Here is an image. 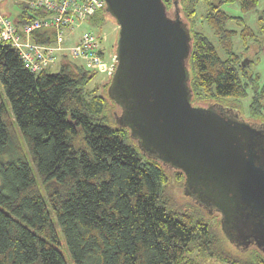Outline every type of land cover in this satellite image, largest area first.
I'll return each instance as SVG.
<instances>
[{
  "label": "trees",
  "instance_id": "obj_1",
  "mask_svg": "<svg viewBox=\"0 0 264 264\" xmlns=\"http://www.w3.org/2000/svg\"><path fill=\"white\" fill-rule=\"evenodd\" d=\"M225 3L248 12L259 0H178L192 37L191 102L227 104L264 123V82L234 50L238 32L228 23L242 16ZM106 16L104 6L87 19ZM31 17L23 12L19 21ZM53 33L34 38L50 42ZM241 36L247 50L251 28L244 24ZM114 65L97 92L87 88L97 69L65 53L57 72H31L14 48L0 46V264H68L62 244L72 264H264L258 247L233 252L202 217L171 208L167 166L145 154L118 118L111 124L109 100L121 111L107 91Z\"/></svg>",
  "mask_w": 264,
  "mask_h": 264
},
{
  "label": "water",
  "instance_id": "obj_2",
  "mask_svg": "<svg viewBox=\"0 0 264 264\" xmlns=\"http://www.w3.org/2000/svg\"><path fill=\"white\" fill-rule=\"evenodd\" d=\"M105 8L118 26L107 91L121 107L120 124L145 154L183 172L186 193L216 207L225 233L230 214H264L262 129L234 109L191 102L192 37L179 10L171 17L163 0H105ZM242 229L239 249L253 241L264 253V224Z\"/></svg>",
  "mask_w": 264,
  "mask_h": 264
},
{
  "label": "built area",
  "instance_id": "obj_3",
  "mask_svg": "<svg viewBox=\"0 0 264 264\" xmlns=\"http://www.w3.org/2000/svg\"><path fill=\"white\" fill-rule=\"evenodd\" d=\"M104 6L105 0H0V46L14 48L31 72L55 64L59 53L81 60L87 68L98 69L105 65L100 54L104 37L84 30L68 42V29ZM23 12L33 17L19 21ZM49 29L54 30L52 41L35 40V31L45 36Z\"/></svg>",
  "mask_w": 264,
  "mask_h": 264
},
{
  "label": "rangeland",
  "instance_id": "obj_4",
  "mask_svg": "<svg viewBox=\"0 0 264 264\" xmlns=\"http://www.w3.org/2000/svg\"><path fill=\"white\" fill-rule=\"evenodd\" d=\"M11 6L9 3L8 7ZM222 8L229 14L234 15V16H242V19H232L229 23L228 26L232 29H235L238 32V35L234 39V50L235 52L240 55H242L241 58L247 59V57L250 59V69L257 73V78L256 81L258 84H262L264 82V0H259V3L257 4L255 9H252L248 12H243L240 10L239 6L235 3H225L222 5ZM175 9L179 10L178 7V0H177V5L173 6L171 9H169V15L171 17L175 16ZM180 14V11H179ZM180 17L184 21L185 26H187L188 23H186L185 18L180 14ZM244 24L249 26L253 32V38L251 37L249 40H247V43L249 45V48L247 50L243 49V44L244 41L241 36V29L244 27ZM188 27V26H187ZM196 29L200 30L203 29L210 37V39L215 43L216 40L214 39L212 32L210 30H207V28L202 27L201 24L196 22ZM117 29L118 26L110 16H106L105 20L101 23H92L88 19H84L81 21H78L74 27H71L68 30H71V35L70 39H68V42H72V39L74 37H77L80 33H82L84 30H90L91 32H94L95 34L100 35L101 37H104V40L102 42L101 48L103 51L104 55V61L105 65L102 67L98 68L93 76V78L89 81L87 84L88 89H95V91L100 92L102 91V85L104 82L108 81L110 79V72L111 69L114 65V55H115V48H116V38H117ZM67 31V29H66ZM249 38V37H248ZM63 53H59L57 57V61L55 64L52 66L48 67L49 72H57L60 68V61L62 59ZM249 59H247L249 61ZM77 62H82L81 60H75ZM1 89V87H0ZM3 100L5 103V106L7 109L10 110V103L7 98L3 96ZM247 101V99H245ZM108 112H109V117L111 119V124H113L115 118H119L118 116L120 115V110L118 106L109 100L108 102ZM243 104V103H242ZM241 104V109L246 112L244 105L242 106ZM196 105H201V106H210V105H217L218 107H228L226 106L227 104H219V103H214L212 100L202 103V104H196ZM230 108V107H228ZM234 109L238 112L239 116L243 118L244 120H248L249 118L246 117L244 113H240L237 109ZM240 109V108H239ZM240 109V110H241ZM255 123V122H254ZM21 139V138H20ZM22 141V140H21ZM27 153V152H26ZM31 167H32V162L29 159ZM167 171L170 173L168 182L165 187V193L167 198H170L168 201H170V206L171 208L177 210V211H187L190 213V215L194 216H200L202 217L213 229H216L219 231L223 239L226 242V245L233 251H240L234 243H232L225 235H223L224 231H222V227H220V222H219V215L214 212V213H209L208 210L203 207L202 205L198 204L194 199L192 200L191 197L186 195V191L184 190V181L181 182H176L174 175H172L173 170L170 169V167H165ZM53 219L55 220V217L53 215ZM217 221V223H216ZM56 225L57 232L61 236V232ZM222 231V232H221ZM60 250L63 252V255L67 261L68 264H72L71 258L63 246H59ZM207 262L210 264H220L218 262H214L212 259L210 260L209 258L206 259Z\"/></svg>",
  "mask_w": 264,
  "mask_h": 264
},
{
  "label": "flooded vegetation",
  "instance_id": "obj_5",
  "mask_svg": "<svg viewBox=\"0 0 264 264\" xmlns=\"http://www.w3.org/2000/svg\"><path fill=\"white\" fill-rule=\"evenodd\" d=\"M256 126L259 127L260 129H262L260 137H259V144L257 145V148L259 149V152L262 155V160H264V123H259V122L257 123L256 122ZM191 197L193 199L195 198L194 195H191ZM194 201H195V199H194ZM207 209L210 213L216 212L219 214L220 224H221V227L223 228L222 221H221V217H222L221 215L222 214L214 206H210V207L208 206ZM245 212H247V210H245V211L243 210L242 214L237 213L235 216H233V214H230V217H228L225 220V222H223V225L227 231L226 233L224 232L226 237L232 243L237 244V247L238 246L240 247L242 245V242H243L242 236L246 235L242 229L243 223H248L249 221L253 220V221H261L264 224V214L263 213H258V214L251 213L249 215V217L248 216L246 217ZM252 246H256L253 241L250 242V244L246 247V249L249 247H252Z\"/></svg>",
  "mask_w": 264,
  "mask_h": 264
}]
</instances>
